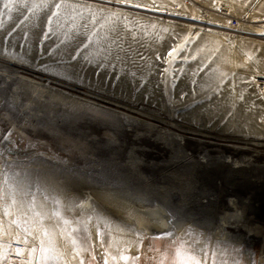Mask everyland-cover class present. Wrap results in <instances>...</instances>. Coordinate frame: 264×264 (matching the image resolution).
<instances>
[{"label": "rangeland", "instance_id": "1", "mask_svg": "<svg viewBox=\"0 0 264 264\" xmlns=\"http://www.w3.org/2000/svg\"><path fill=\"white\" fill-rule=\"evenodd\" d=\"M259 75L264 0H0V154L23 152L0 169V239L39 264H264V201L234 212L225 193L209 228L162 196L200 190L216 169L180 165L201 154L264 176ZM111 198L161 202L174 227L149 236Z\"/></svg>", "mask_w": 264, "mask_h": 264}, {"label": "bare ground", "instance_id": "2", "mask_svg": "<svg viewBox=\"0 0 264 264\" xmlns=\"http://www.w3.org/2000/svg\"><path fill=\"white\" fill-rule=\"evenodd\" d=\"M244 21L255 22L254 20H250L248 18L247 19L244 18L243 22ZM254 28H255V34L263 33V29H261L259 26H254ZM256 81L258 87L261 90L262 97L264 100V75L257 76ZM40 91L42 92L43 90L40 89ZM255 110H259V107H257ZM178 138L179 139H175V140L176 141L178 140L179 144H184L186 142V138L183 135L178 136ZM9 143L10 140L8 139L2 142V144H4L2 147L4 148L3 151L5 152V155L2 153L0 154V169L6 166L8 161L7 156L12 155L9 153H13V154L18 153L17 155H19L20 157L21 155H23V152H21L20 150L18 149L13 150L11 147H8ZM201 155L202 156L200 157V159L195 161L191 160L192 159L191 155H189L190 157H186L187 159H185V161L188 160V158L191 159H189L187 163L185 162L186 164L180 165V167L182 166H183L182 168L185 167L184 170L190 174L196 165L203 166L204 168L213 166V168H215L216 170L210 176L204 177L202 179V184H200L201 186L200 190H196V191L188 190L186 192L184 191V193L182 194H180V192L179 193L176 192L174 195L171 194L172 196L169 193L170 190L168 192L167 191L162 192L163 193L162 196L166 198L169 205H171L174 209L176 208H178L179 210L186 209L188 211L189 217L196 219L198 223L200 222L201 224L208 226L209 228H211L213 225L216 224L217 221H219L218 208L219 205H221L222 201L224 200L225 193L234 195V197L237 198V203L236 204L232 203L233 206L229 205L228 210H232L235 212L234 209H236V207L242 209L244 213L247 212L259 213L260 210H263L261 201H264V176H258L257 174H252V175L249 174L250 173L249 171L252 168L250 165L251 163H253L254 158L252 159L251 157L250 158L243 157L237 159V158H233L232 155L228 156V155L220 154L219 155L220 158L218 157V159L213 161L209 158V154H204V155L201 154ZM9 158L11 159V157ZM194 162L195 164H193ZM180 167H178V169ZM225 168H227V172H225L222 175L221 172H223V169ZM254 168L257 169L258 166L256 167L254 166ZM194 172L192 173L193 175ZM243 188L245 189L243 190ZM111 200L114 201L115 205L121 207L122 211H124V214L126 213L127 220L134 223V225L138 230L145 231L149 236L158 237L160 235L162 236L169 234L174 227L173 221H174L175 213L168 206L161 204V202H155L154 205L145 206L144 202H142V204L139 205L133 200H130L127 204L126 203L122 204L116 200H113L112 198ZM90 204L91 201L89 199L85 202L83 206L86 209H90L91 207ZM45 208H49L48 205H46ZM231 215H233V213H231ZM227 217H228L227 214H224L222 218L220 217V221L222 223L225 222L224 220ZM235 217L231 216L230 218L231 222L236 223L235 225H240V224L245 225L247 226V229L253 227V223L255 222L245 219L242 220L241 218H235ZM219 227H220L219 231L222 233L221 235H223L225 239L226 238L229 239L230 236L228 235L229 232H227V228L222 229V226ZM128 236L125 237L126 242L127 240H129V238L131 239V235ZM152 249L150 251L152 256L156 255L158 251L154 249V247ZM238 255H240L239 252ZM253 258H254L253 253H251L250 257L248 258L246 256L245 259L246 260L248 259V261L249 260L253 261L254 260ZM263 261L264 259H261V262ZM231 263L233 264L234 261L231 260Z\"/></svg>", "mask_w": 264, "mask_h": 264}, {"label": "built area", "instance_id": "3", "mask_svg": "<svg viewBox=\"0 0 264 264\" xmlns=\"http://www.w3.org/2000/svg\"><path fill=\"white\" fill-rule=\"evenodd\" d=\"M231 24L235 26L238 21L232 19ZM28 250L25 241L0 239V264H39L38 256Z\"/></svg>", "mask_w": 264, "mask_h": 264}, {"label": "crops", "instance_id": "4", "mask_svg": "<svg viewBox=\"0 0 264 264\" xmlns=\"http://www.w3.org/2000/svg\"><path fill=\"white\" fill-rule=\"evenodd\" d=\"M233 2H238V0H232ZM202 6H207L208 4H217V5H221V3L223 2V0H200ZM137 232V231H136ZM156 249V248H155ZM30 250V249H29ZM28 250V251H29ZM250 264V263H249Z\"/></svg>", "mask_w": 264, "mask_h": 264}, {"label": "snow or ice", "instance_id": "5", "mask_svg": "<svg viewBox=\"0 0 264 264\" xmlns=\"http://www.w3.org/2000/svg\"><path fill=\"white\" fill-rule=\"evenodd\" d=\"M8 6H9L8 4L4 5L5 8H7ZM55 7L56 8H60L61 5L60 4H56ZM137 7H139V5H137ZM53 15H55V13H53ZM169 55L171 56L172 52H170ZM189 260H190L191 264H199V262L194 257H190Z\"/></svg>", "mask_w": 264, "mask_h": 264}]
</instances>
